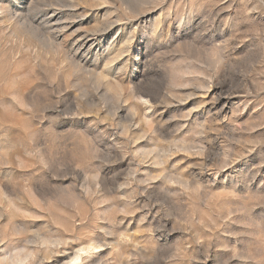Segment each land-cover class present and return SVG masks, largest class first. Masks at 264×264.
<instances>
[{
    "label": "rangeland",
    "instance_id": "obj_1",
    "mask_svg": "<svg viewBox=\"0 0 264 264\" xmlns=\"http://www.w3.org/2000/svg\"><path fill=\"white\" fill-rule=\"evenodd\" d=\"M78 254L264 264V0H0V264Z\"/></svg>",
    "mask_w": 264,
    "mask_h": 264
},
{
    "label": "bare ground",
    "instance_id": "obj_2",
    "mask_svg": "<svg viewBox=\"0 0 264 264\" xmlns=\"http://www.w3.org/2000/svg\"><path fill=\"white\" fill-rule=\"evenodd\" d=\"M92 245V244H91ZM101 246V245H100ZM99 247V246H98ZM95 249V248H97L95 245H93V246H91L90 247V249ZM91 249V250H92ZM81 257V255L80 254H78V255H76L75 257H74V259H73V263L75 264V263H77L78 262V260H79V258Z\"/></svg>",
    "mask_w": 264,
    "mask_h": 264
}]
</instances>
